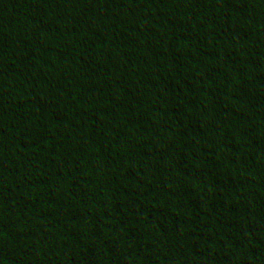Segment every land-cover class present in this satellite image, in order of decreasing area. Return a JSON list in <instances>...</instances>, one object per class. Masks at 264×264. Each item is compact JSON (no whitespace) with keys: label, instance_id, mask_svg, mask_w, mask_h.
<instances>
[{"label":"trees","instance_id":"1","mask_svg":"<svg viewBox=\"0 0 264 264\" xmlns=\"http://www.w3.org/2000/svg\"><path fill=\"white\" fill-rule=\"evenodd\" d=\"M0 8L8 17L0 50L16 52L12 72L0 75V264L105 256L133 264L118 238L135 231L151 264H188L172 240L188 222L174 197L210 179L208 165L247 180L261 201L246 217V241L214 264H264V114L243 123L252 114L231 106L228 89L240 74L220 75L236 63L225 49L228 35L239 38V0H0ZM98 67L108 70L101 86L87 75ZM151 84L171 97V119L136 110L133 88ZM20 99L39 110L26 114ZM117 110L133 116L125 135L139 149L130 160L101 159L103 146L84 131ZM67 198L88 217L91 239L57 240L51 254L25 248L31 211Z\"/></svg>","mask_w":264,"mask_h":264},{"label":"clouds","instance_id":"2","mask_svg":"<svg viewBox=\"0 0 264 264\" xmlns=\"http://www.w3.org/2000/svg\"><path fill=\"white\" fill-rule=\"evenodd\" d=\"M239 13L241 18L235 24L239 38L228 35L231 42L225 49L230 60L236 63L223 69L220 75L223 79L228 74H240L237 79L228 81L229 95L234 98L231 106L251 113L243 122L251 125L253 116L264 114V0H239ZM7 19L6 11L0 8V39L5 37ZM15 60V51L0 50V75L11 73ZM107 71L98 67L87 75L97 86H101ZM21 72L30 76L33 68L24 67ZM132 94L136 98L138 112L171 119V114L165 112L171 97L161 91L158 84L135 87ZM17 106L26 114L39 110L37 102L32 99H20ZM131 126H134L133 116L117 110V115L105 114L100 122L84 131L103 146L99 153L101 159L124 161L132 159L139 149L138 141L125 135L126 127ZM235 126L240 125L236 123ZM204 175L210 179L195 178L192 182L194 187H181L174 197L176 213L186 216L188 222L173 231L172 240L178 249L177 259L188 264L199 261L214 264L220 251L239 249L251 231L246 217L261 203L247 180H230L209 165ZM31 216L36 225L25 241V248L33 252L48 250L51 254L57 240L75 245L91 239L88 217L68 198L50 204L42 203L38 209L31 211ZM141 235L140 231L120 235L119 250L131 258L133 264H151L149 256L143 251L144 246L139 239ZM102 264H116V259L105 256Z\"/></svg>","mask_w":264,"mask_h":264},{"label":"rangeland","instance_id":"3","mask_svg":"<svg viewBox=\"0 0 264 264\" xmlns=\"http://www.w3.org/2000/svg\"><path fill=\"white\" fill-rule=\"evenodd\" d=\"M92 246H94V245H92Z\"/></svg>","mask_w":264,"mask_h":264}]
</instances>
